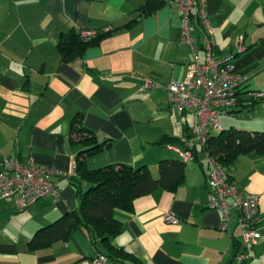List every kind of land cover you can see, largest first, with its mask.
<instances>
[{"label": "crops", "instance_id": "obj_1", "mask_svg": "<svg viewBox=\"0 0 264 264\" xmlns=\"http://www.w3.org/2000/svg\"><path fill=\"white\" fill-rule=\"evenodd\" d=\"M206 10L216 56L234 53L240 34L245 43L234 59L235 70L247 76L241 103L218 116L230 117L229 128L262 131L264 0H206ZM81 30L105 34L81 55L63 60L61 34ZM193 36L201 52L198 27ZM180 37L172 0H0V159L14 155L23 164L59 172L52 176L58 196L25 209L0 201V264H73L107 253L103 241L82 227L48 245L32 239L78 210L71 179L76 151L69 142L77 116L103 146L88 159L91 169L146 165L157 178L160 160L180 159L175 148L196 126L194 112L179 113L167 100L168 82L182 80L192 58ZM146 80L153 85L145 87ZM251 92L263 95L252 102ZM195 151L196 158L184 161V180L175 190L157 186L137 197L131 210L115 209L121 231L110 244L130 253L118 254V264H264V153L241 154L226 167L240 189L258 196L260 237L245 244L235 210L229 234L220 229L221 212L207 207L206 166L199 145ZM167 213L181 222H166ZM240 252L248 255L242 262Z\"/></svg>", "mask_w": 264, "mask_h": 264}, {"label": "built area", "instance_id": "obj_2", "mask_svg": "<svg viewBox=\"0 0 264 264\" xmlns=\"http://www.w3.org/2000/svg\"><path fill=\"white\" fill-rule=\"evenodd\" d=\"M181 20L182 43L190 46L192 58L186 66L182 80H172L166 86L167 100L179 113L194 112L196 126L192 135L182 136L181 146L176 147L179 158L187 161L195 154V145L202 150L207 171L206 205L222 214L220 229L230 234L232 210L238 213L245 244H253L260 237L258 222V196L240 189L230 179L227 168L212 155L207 147L209 136L222 130L218 115L231 113L241 103V88L247 76L235 70V56L245 50L244 35L236 38L235 52L224 56L214 54L215 40L207 18L206 0H172ZM198 27L203 34L201 52L193 36ZM107 28L106 30H108ZM84 38L96 36L94 30H81ZM153 82L146 80L145 87ZM249 100L261 97L260 92H251ZM59 172L51 167H39L21 163L14 155L0 159V201L11 202L17 209H25L40 198L58 196L59 187L52 179ZM164 220L179 224L181 220L173 214L164 215ZM248 258L247 253L237 255L239 262ZM73 264H118L105 253L96 252L90 258Z\"/></svg>", "mask_w": 264, "mask_h": 264}, {"label": "trees", "instance_id": "obj_3", "mask_svg": "<svg viewBox=\"0 0 264 264\" xmlns=\"http://www.w3.org/2000/svg\"><path fill=\"white\" fill-rule=\"evenodd\" d=\"M104 34L98 33L92 38L82 37L79 31L61 34L57 47L62 59L69 60L81 55L88 45L97 42ZM69 142L76 151V177L71 179L79 197L78 210L67 212L41 229L33 236L32 242L40 246L60 239L66 240L75 228L82 227L90 236L99 237L106 245L105 254L118 262V254L122 256L130 253L110 244V239L121 231V223L114 216L115 209L131 210L137 197L149 193L157 186L175 190L184 180V161L160 160L157 178L151 175L146 165L133 167L118 163L91 169L88 167V159L103 149V146L96 135L83 125L81 116L72 122ZM206 148L227 167L241 154L253 150L264 153V130L249 132L236 128L222 129L209 136Z\"/></svg>", "mask_w": 264, "mask_h": 264}, {"label": "rangeland", "instance_id": "obj_4", "mask_svg": "<svg viewBox=\"0 0 264 264\" xmlns=\"http://www.w3.org/2000/svg\"><path fill=\"white\" fill-rule=\"evenodd\" d=\"M228 116L226 115H220V116H218V120H219V122H220V124H221V126L224 128V129H227V128H229L230 127V123L228 122V119L230 118V117H228ZM175 156H176V154H175ZM192 162V161H191ZM187 165H188V163H187Z\"/></svg>", "mask_w": 264, "mask_h": 264}]
</instances>
